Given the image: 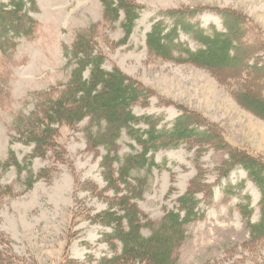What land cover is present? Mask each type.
<instances>
[{
  "label": "rangeland",
  "instance_id": "rangeland-1",
  "mask_svg": "<svg viewBox=\"0 0 264 264\" xmlns=\"http://www.w3.org/2000/svg\"><path fill=\"white\" fill-rule=\"evenodd\" d=\"M35 1L28 11L34 35L17 38L7 54L0 51V264H98L113 255L103 237L111 229L89 218L106 208L113 192L105 189L104 150L87 143V120L62 127L60 152L45 157H32L34 146L15 131L17 120L34 110L37 92L69 80L65 48L93 25L104 67L121 70L149 93L133 107L136 115L153 117L159 128L186 115L189 129L199 130L153 154L158 166L137 200L143 213L159 220L188 191L202 198L204 216L189 225L178 264H264V237L250 242L240 211L249 201L251 220L258 221L261 192L234 161L246 157L264 164V114L258 109L264 104V0H135L141 10L126 41L124 16L106 21L101 0ZM159 19L168 28L181 21L189 30L230 36L233 63L214 68L176 52L155 54L147 36ZM179 41L200 47L180 26ZM119 144L121 154L141 150L125 134ZM11 152L21 170L4 166ZM30 171L45 175L29 186ZM134 176L142 178L146 170Z\"/></svg>",
  "mask_w": 264,
  "mask_h": 264
},
{
  "label": "trees",
  "instance_id": "trees-1",
  "mask_svg": "<svg viewBox=\"0 0 264 264\" xmlns=\"http://www.w3.org/2000/svg\"><path fill=\"white\" fill-rule=\"evenodd\" d=\"M101 2L106 21L113 24L119 21L121 14L124 16L121 23L126 41L133 31L141 6L135 0ZM35 5V0L0 3V51L3 54L14 48L17 38L34 35L36 22L28 11ZM174 23L168 28L165 21L159 19L152 26L147 43L155 54L170 57L176 52L181 59L214 68L233 63L234 42L230 36H222L216 30L208 33L201 27L189 30L181 21ZM179 26L192 33L199 48L192 50L186 44L177 42ZM96 27L93 25L79 32L73 44L65 48L67 66L71 67L69 80L37 92L34 110L17 120L15 131L23 142L34 146L32 157H45L51 151L55 150L57 155L60 152L57 136L62 127H77L87 120L83 129L87 143L95 150H104L101 156L102 175L105 189L113 192L106 208L89 216L91 221L111 229L103 237L113 255L100 258L98 264H178L181 248L188 239L189 225L204 216L200 207L202 198L188 191L178 198L177 208L167 209L159 220L150 219L143 213L137 200L143 197L147 190V178L158 166L153 154L168 146L170 141H176L172 144L175 146L190 135L198 134L199 130L189 129V117L186 115L177 117L170 128H159L157 121L149 115H136L133 107L147 99L149 93L121 70L104 67L105 55L97 49ZM258 109L264 114V104H259ZM124 134L141 150L121 154L119 142ZM131 147L135 149L133 144ZM10 154L4 166L14 165L21 170L14 154ZM235 158L234 161L239 162L260 190L264 209V164L246 157L241 160ZM142 169L146 170V176H134ZM45 172L35 176L30 171L28 185L32 186L38 177H44ZM240 205V211L247 219L250 242L264 237V212L254 222L251 220L253 210L250 202ZM145 229H148V234L144 233Z\"/></svg>",
  "mask_w": 264,
  "mask_h": 264
}]
</instances>
